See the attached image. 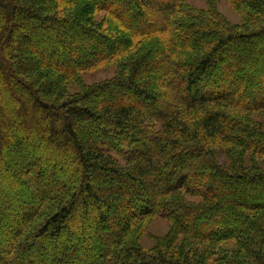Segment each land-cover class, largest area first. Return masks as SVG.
I'll return each mask as SVG.
<instances>
[{
    "label": "trees",
    "instance_id": "trees-1",
    "mask_svg": "<svg viewBox=\"0 0 264 264\" xmlns=\"http://www.w3.org/2000/svg\"><path fill=\"white\" fill-rule=\"evenodd\" d=\"M216 1L0 0V264H264V0Z\"/></svg>",
    "mask_w": 264,
    "mask_h": 264
},
{
    "label": "rangeland",
    "instance_id": "rangeland-1",
    "mask_svg": "<svg viewBox=\"0 0 264 264\" xmlns=\"http://www.w3.org/2000/svg\"><path fill=\"white\" fill-rule=\"evenodd\" d=\"M189 2H191L192 4L200 7V6H205V2L204 0H187ZM217 8L218 10L231 22L235 23V22H239L240 18L239 15L230 8V6L227 4V2H225V0H217ZM90 41L92 43L96 42V39H94L93 37H90ZM108 44L106 42H104V46ZM85 50L86 47L84 48ZM85 53V52H83ZM116 70V64L112 63V64H108L106 66L103 67H99V68H95L92 70H87L82 74V78L85 82L87 83H94V82H98L101 80H104L106 78L111 77ZM76 87L75 85L72 86L71 90H75ZM259 114L256 113L255 118L257 119H261L264 121V111L258 112ZM260 117V118H259ZM4 170L0 169V176L2 177ZM169 228V222L167 219L161 217V216H155L151 219H149V221H147L144 225H143V230H142V234L140 235V242L142 244V246H144L145 248H150L153 246L154 243V239L157 236H163ZM2 246V245H1Z\"/></svg>",
    "mask_w": 264,
    "mask_h": 264
}]
</instances>
